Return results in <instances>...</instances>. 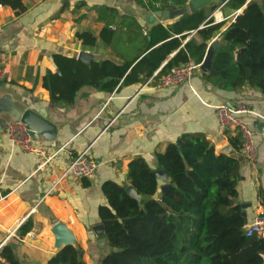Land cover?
Returning <instances> with one entry per match:
<instances>
[{"label": "crops", "instance_id": "1", "mask_svg": "<svg viewBox=\"0 0 264 264\" xmlns=\"http://www.w3.org/2000/svg\"><path fill=\"white\" fill-rule=\"evenodd\" d=\"M26 5L20 15L9 6L0 7V64L5 71L0 94L11 92L33 109L45 108L56 131L51 140L41 136L34 141L42 154H25L6 133L8 117H0V186L5 194L0 201V250L9 244L21 264H47L56 253L51 228L62 221L75 234L83 260L99 264L111 250L107 240L99 243L93 231L94 225L102 223L100 207L108 205L104 184L130 185L129 164L138 156L158 170L157 153L184 135H204L215 150L231 143L238 134L220 126V105L245 103L252 110L243 119L254 128L259 171L252 174L243 159L236 203L247 204L248 222L254 219L257 198L264 201V94L259 89L245 85L237 91H223L206 83L202 70L189 83L170 87H158V79L143 86L140 74L138 81L121 82L112 92L88 84L79 89L74 102L52 103L43 77L48 70L59 72L55 55L81 60L78 56L83 52L88 55L82 60L86 63L111 60L122 64L138 56L140 60L146 32L149 40L154 24L166 26L173 21L157 19L149 24L147 17L154 11L135 0H26ZM99 7L118 14L111 28L119 32L110 44L100 36L108 19L100 18ZM233 11L226 6L216 8L214 21L221 22V17ZM124 16L135 18L141 37L128 38L121 28ZM231 23L226 20L223 29ZM248 25L252 26L251 21ZM86 30L98 36L96 43L86 44L77 37V32ZM191 36L197 37L195 31L182 46ZM88 146L99 164L94 177L68 176L52 188L72 158ZM158 178L160 188L169 184L167 175ZM30 216L34 226L21 235L19 228Z\"/></svg>", "mask_w": 264, "mask_h": 264}, {"label": "trees", "instance_id": "2", "mask_svg": "<svg viewBox=\"0 0 264 264\" xmlns=\"http://www.w3.org/2000/svg\"><path fill=\"white\" fill-rule=\"evenodd\" d=\"M135 1L156 11L184 8L189 0ZM221 3L230 10L246 6L244 13L225 29V21L215 22L208 17ZM1 6L11 7L16 15L27 10L26 0H0ZM98 10L101 19H108L100 36L110 44L119 32L118 28H111L118 14L108 7ZM172 21L166 26L154 24L149 40L146 32L147 43L140 60L138 56L122 64L111 60L86 63L76 57L55 55L59 72L48 70L43 77L51 102H74L79 89L88 84L112 92L121 82L125 85L138 81L140 74L144 75L140 80L144 82L158 69L159 75H163L190 60L203 63L214 38H219L218 47L211 69L202 72L204 81L223 91H237L249 85L264 94V0L261 3L221 0ZM121 26L128 38L141 37L135 18L124 16ZM193 31L197 37L191 36L182 46ZM77 37L86 44H94L98 38L90 30L77 32ZM230 141L240 151L239 137ZM156 158L158 168L165 169L170 184L159 198L156 197L161 189L159 178L142 156L135 157L128 170V179L138 198L126 191V184L115 181L104 184L108 205L101 206L99 214L111 250L99 264L264 263V238L245 234L247 222L242 206L236 203L243 160L217 154L204 135L195 134L170 143ZM33 226L30 216L19 228L20 234L25 235ZM0 259L6 264H21L9 244L0 250ZM47 264L87 262L80 249L66 246Z\"/></svg>", "mask_w": 264, "mask_h": 264}, {"label": "built area", "instance_id": "3", "mask_svg": "<svg viewBox=\"0 0 264 264\" xmlns=\"http://www.w3.org/2000/svg\"><path fill=\"white\" fill-rule=\"evenodd\" d=\"M225 3H221L217 10H220ZM246 6H243L233 11L227 17H221L220 21L231 19L232 23L235 22L240 15L244 13ZM214 17L213 12L209 18ZM202 63H197L190 60L184 64L172 68L168 73L159 75V71H155L149 78L144 81L143 86H148L157 80L158 87H170L189 83L194 75L201 71ZM5 75L4 68L0 64V81L3 80ZM252 113L250 107L245 103H238L234 106L220 105L217 107V118L220 126L223 129H228L236 132L240 141V152L244 155V159L249 166L252 174H257L258 167V150L256 144V137L254 128L250 123L243 119V115ZM9 139L17 145L25 154H42V150L35 145L32 135L27 125L22 121H14L9 124L6 129ZM98 161L90 153V146L86 147L77 153L66 168L63 170L60 177L54 182V188L61 180L68 176H73L77 179L92 178L97 172ZM5 198V194L0 186V201ZM245 234L247 236L257 235L264 238V201L261 197L257 198L255 205V216L245 226Z\"/></svg>", "mask_w": 264, "mask_h": 264}, {"label": "water", "instance_id": "4", "mask_svg": "<svg viewBox=\"0 0 264 264\" xmlns=\"http://www.w3.org/2000/svg\"><path fill=\"white\" fill-rule=\"evenodd\" d=\"M221 0H189L187 7L177 8L171 10H156L147 17V22L149 24H154L157 19H167L175 20L180 16H183L189 12H196L203 9L211 4H219ZM150 34V32H148ZM219 38L213 39L207 49L206 56L201 66L202 72H208L212 66V57L215 49L218 47ZM3 46L2 41H0V49ZM230 48H234V45H230ZM81 60H87L88 55L81 52L78 56ZM6 116L9 122L22 121L24 122L34 141H40L41 136L45 139L51 140L54 137L56 126L48 119V113L45 108L33 109L25 104L22 100L16 98L13 93L5 92L0 94V117ZM181 150V148H180ZM217 154H224L229 157L243 160L244 155L239 152L230 142L225 143L223 146L216 150ZM244 161V160H243ZM158 177H166L165 169L155 170ZM170 188V184H165L161 187L162 192H165ZM126 191L134 198H138V193L133 185H128ZM248 205H242V215L244 216L246 222L247 219V209ZM52 233L55 236L54 247L56 252L62 250L66 246L78 247V240L71 229L62 221H58L53 224ZM93 231L99 238V243L106 242V227L103 223H98L94 225ZM0 264H6L2 259H0ZM264 264V263H263Z\"/></svg>", "mask_w": 264, "mask_h": 264}, {"label": "rangeland", "instance_id": "5", "mask_svg": "<svg viewBox=\"0 0 264 264\" xmlns=\"http://www.w3.org/2000/svg\"><path fill=\"white\" fill-rule=\"evenodd\" d=\"M72 177H73V176H72ZM90 264H94V263L90 262Z\"/></svg>", "mask_w": 264, "mask_h": 264}]
</instances>
